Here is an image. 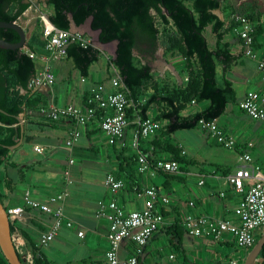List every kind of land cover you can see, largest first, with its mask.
Segmentation results:
<instances>
[{
  "label": "crops",
  "instance_id": "crops-1",
  "mask_svg": "<svg viewBox=\"0 0 264 264\" xmlns=\"http://www.w3.org/2000/svg\"><path fill=\"white\" fill-rule=\"evenodd\" d=\"M25 3H29V6L16 22L26 31L31 32L28 41L40 23V39L44 40L41 15L50 18L53 14V6L48 4L46 0H31L30 2L25 0ZM230 7L234 9V12L230 10ZM214 12L221 21H225L222 42L228 44L229 51L233 55V60L226 71H224L223 64L217 66V79L218 74H221L222 80L226 77L232 83L235 91V98L228 103L224 113L233 120L238 118L240 112L246 114L240 109L238 102L244 98L249 90H264V83L257 61L259 57L264 55V0H226L225 12L221 9ZM235 13L250 15L254 18L251 22L256 34L254 35L252 49L257 57H252L246 53L247 48L244 41L235 31L238 26L233 19ZM70 30L81 32L90 38L92 44L98 47L101 53L104 51L109 55H114L117 45L116 40L106 43L98 41L100 31L92 29L89 22L82 25H76L72 22ZM208 30L211 40L207 36ZM205 34L209 47L215 49L217 38L212 32L211 25L206 28ZM158 50V55L149 57L150 65L156 76L160 75L166 80L167 73L171 72L180 85L185 84L187 74L183 57L176 54H167L165 47L161 44ZM36 51L44 53L43 47L38 45H36ZM112 58H109V63ZM67 60L72 59L64 57L50 62L56 76L54 85L42 86L37 91L30 92L32 97L39 99L40 109H25L21 113V123L24 124L25 129L23 141L17 148L11 150L9 159L0 166L2 167L0 188L5 195V204L10 208L15 206L26 208L24 218L16 221V230L13 233L20 235L25 251L33 253V244L38 243L40 234L46 229V225L51 222L50 216L25 204V193L30 191L34 198L47 200L50 196L68 189L69 194L64 205L67 216L74 221L73 225L71 227L63 225L48 246H36L53 264H107L106 252L110 246L107 239L109 224L103 215L98 216L97 213L99 201H108L113 196L104 185L105 177L109 173L121 176L126 181L125 188L115 197L127 210L142 209L144 207V199L142 196H138L137 192L147 186H155L160 193L170 197L171 204L163 207L169 214L165 215L166 220L162 227L171 224L176 213L180 214L181 220L183 214L186 213L206 216L214 221L234 216L233 209L242 200L244 193L237 191L226 181V177L241 164L239 155H236L233 150L218 149L217 152L226 157L235 155L236 162L234 163L231 160L230 162L215 160L214 162L211 161L208 166H204L197 165L194 159L188 158L186 159L188 164L184 166V170H180L175 176L167 177L159 171L141 173L137 171V160L131 162V158H136L138 151L128 144L135 129L133 128L134 121L130 120L127 127L124 137L126 144L123 145L122 141L111 144L108 141V136L100 127V118L96 116L82 128L80 139L70 151L66 147L65 141L70 131L76 126L74 120L71 118L51 120L42 112V107L51 102L55 105L74 104L85 107L87 105L86 97L91 95L92 89L98 84L104 83L107 89L111 90L112 77L88 81L87 78L90 73L88 77L83 78L74 65L81 77L78 86L73 88L63 87L57 81L59 78L64 80L67 71L72 70L66 62ZM177 62L182 65L183 73L177 70L175 66ZM42 66L43 63L41 62ZM67 66L69 70H67ZM169 82L175 84V80ZM222 116L216 121L225 132L220 124ZM150 117L153 116L150 114ZM252 122L259 124L255 125ZM203 132L205 139L211 138L207 131L203 130ZM225 133L235 136L237 140L235 150L238 151V154L243 150H249L247 152L252 156V163L260 166L264 171V124L262 122L249 117V124H240L237 128L232 127ZM156 135L159 137H156ZM156 135L143 138L140 143L141 150H155L159 153L157 158L169 159L170 154L166 152V148L169 147L167 141L170 136L163 137L159 131ZM205 139H203V143L207 144L208 141H205ZM249 142H253V146L249 147ZM37 147L41 148V151H38ZM180 147L186 151L184 155L187 156L188 150L185 146L180 144ZM71 154L74 156L75 162L69 164L68 160ZM123 168L130 173H134V183H137L134 188H131L130 184L127 183V174L123 172ZM68 170L70 171L69 178L72 180V184L67 182L66 171ZM202 180L204 182L200 184ZM248 187V182H246V190ZM190 202H193V205ZM80 230L85 231L84 237L79 235ZM261 232H263V228ZM159 237H162L167 243V235L162 231L148 240L145 245L146 251L141 256L142 259L149 260L150 264H159L156 256L159 250L152 246V243ZM233 244L236 243L228 234H225L222 240H213L206 236L194 237L188 232H185L183 236L184 250L186 251L188 248L196 250L199 253L198 260H200L203 251H206L205 247L211 253L218 255L222 254V250ZM131 249V243H124L121 254L126 256L131 252ZM246 250H251V248ZM205 255L204 259L207 261L208 256L206 253ZM171 256L176 257L174 253ZM211 259L213 258L210 257L209 261ZM233 259L238 258H231V260ZM210 262H213V260Z\"/></svg>",
  "mask_w": 264,
  "mask_h": 264
},
{
  "label": "trees",
  "instance_id": "trees-1",
  "mask_svg": "<svg viewBox=\"0 0 264 264\" xmlns=\"http://www.w3.org/2000/svg\"><path fill=\"white\" fill-rule=\"evenodd\" d=\"M53 6V14L50 20L58 27L70 30L71 23L84 24L93 16L91 27L100 31L102 42L116 40L117 54L110 60L123 78L128 88V96L134 104L127 109V117L134 121L133 128L137 127L138 118L150 117V107L158 102L159 113L154 116L156 120H167L159 132L161 136H171L178 130L193 129L197 127L200 119H218L227 108L228 103L235 98L232 83L224 77L222 82L217 79V66L223 64L226 71L233 55L228 44L223 43V26L214 12L221 9L225 12L226 0L220 3L218 0H46ZM25 0H0V20L15 22L28 8ZM168 9V13L165 12ZM234 12V9L230 7ZM231 12V14H232ZM72 13V16H70ZM230 14V15H231ZM250 20L253 17L247 15ZM216 35V48L211 49L205 34L208 26ZM41 25L37 26L31 39L27 43L28 50L36 51V45L44 47V40L40 39ZM164 34V37H162ZM256 34L255 28L253 36ZM0 38L10 42L20 40L19 33L13 28H0ZM163 45L167 54H180L183 57L184 68L188 79L180 88L168 90L170 84L158 89V80L152 67L143 63L140 56L134 54L138 49L141 54H153L159 45ZM67 58L72 59L81 76H89L91 65L98 61L101 50L93 44L84 47L79 41H71L67 47ZM37 72L36 60L30 57L25 48L7 49L0 47V166L11 155L10 146L17 144L23 133L24 124L18 120V116L26 110L40 109L38 98L30 94L29 82ZM151 91L150 93L148 92ZM188 95L189 101L196 103L206 100L208 105L196 111L190 117L181 115V107L178 104L179 95ZM89 97L85 101L88 102ZM102 111H98L100 118ZM25 133V132H24ZM156 135V134H155ZM24 136V135H23ZM158 135H156L157 137ZM159 137V136H158ZM169 147L166 152L169 159H175L180 163V170L188 164L179 144H174L169 139ZM141 148V147H140ZM149 154V160L155 161L159 153L155 150H144ZM161 158V157H160ZM136 158H131V162ZM124 170V168H123ZM137 171H139L137 169ZM127 183L131 188L134 183V173L126 170ZM165 176H175V173L160 170ZM122 178L121 176H117ZM123 179V178H122ZM125 180V179H124ZM1 182V181H0ZM126 182V181H125ZM1 184V183H0ZM5 195L1 192L0 200L8 210L10 207L4 202ZM164 215L169 213L162 209ZM12 233L16 230L15 224H11ZM165 232L170 247L180 253H184L183 236L188 232L183 225L180 214L176 213L174 221L161 227L156 235ZM262 233L256 237L251 249L260 239ZM152 236V237H155ZM151 237V238H152ZM150 238V239H151ZM35 264H53V262L33 244ZM138 257V264L142 263V255ZM160 252L156 253V256ZM261 264H264V246L259 254ZM258 256V257H259ZM24 264H28L22 257ZM231 261V259H230ZM0 264H9L0 249ZM108 264V263H107Z\"/></svg>",
  "mask_w": 264,
  "mask_h": 264
},
{
  "label": "built area",
  "instance_id": "built-area-1",
  "mask_svg": "<svg viewBox=\"0 0 264 264\" xmlns=\"http://www.w3.org/2000/svg\"><path fill=\"white\" fill-rule=\"evenodd\" d=\"M43 20L44 53L28 50L27 53L33 59L43 63L34 77L29 82L31 92L37 91L42 86H52L56 81V76L50 62L62 59L67 56V47L71 41H79L81 45L87 47L92 44V40L81 32H72L56 26L49 17L41 15ZM233 19L238 24L236 33L241 37L246 46V53L252 57H257L253 52L254 26L251 20L243 14L235 13ZM258 68L264 83V55L257 59ZM114 66V65H112ZM116 74L111 79L112 88L108 90L104 83L98 84L92 89L87 105L85 107L66 104L55 105L53 102L42 107V112L51 120L71 118L75 122V127L70 131L65 144L71 151L75 143L82 135V128L89 121L97 116L98 111H102L100 117V127L108 136L111 144L121 142L125 145L124 137L130 120L127 117V109L134 102L128 96V88L123 82V78L118 69L113 67ZM188 79V77L186 78ZM240 108L252 119L264 124V90H249L239 102ZM138 124L133 130L132 138L128 144L138 151V170L141 173L163 170L169 173H178L180 163L175 159L159 158L155 161L149 160V154L144 153L140 148L143 138H148L159 131L163 126L160 121L153 117L145 119L138 118ZM199 126L207 131L217 142L227 148H235L236 138L226 134L216 119H200ZM248 146H253L249 142ZM38 151L41 148L37 147ZM185 150L182 151L185 154ZM75 162L72 154L68 163ZM70 171H66L67 182L72 184ZM226 181L237 191L243 192L242 200L234 207V216L211 220L206 216H198L192 213L183 214L182 221L188 233L194 237L206 236L213 240H222L225 234L231 236L232 240L240 248H250L256 241L257 230L264 226V171L260 166L252 163V156L249 152L241 155V164L232 171ZM203 180L200 184H203ZM246 182L248 189L246 190ZM105 187L112 193V198L108 201L100 200L98 204V216L103 215L108 221L107 239L109 249L106 252L108 264H138V257L143 253L148 240L164 225L166 216L163 207L171 204V199L160 193L157 187L147 186L143 190H138L137 195L144 199L142 209L127 210L126 207L115 197L125 188L124 179L117 177L113 173L107 174L104 181ZM69 190L50 196L47 200H39L32 196L30 191L24 195L25 204L32 209L38 210L51 217V222L38 238V247L48 246L56 237L63 225L71 227L74 223L65 212V199ZM193 205V202H190ZM26 208L15 206L8 209V214L12 224L24 218ZM79 235L84 237L85 231L80 230ZM18 253L28 263L35 264L33 253L24 250V245L20 235L13 234ZM21 241V242H20ZM19 243V244H18ZM124 243H131L132 249L129 254L123 256L121 248ZM246 257L233 259L229 264H243Z\"/></svg>",
  "mask_w": 264,
  "mask_h": 264
},
{
  "label": "rangeland",
  "instance_id": "rangeland-1",
  "mask_svg": "<svg viewBox=\"0 0 264 264\" xmlns=\"http://www.w3.org/2000/svg\"><path fill=\"white\" fill-rule=\"evenodd\" d=\"M207 36H208V39L211 40V37H210L211 35H210L209 30L207 31ZM162 37H164V34ZM136 55H139L138 52H136ZM176 55L178 56L180 54H176ZM112 57H113L112 54L109 55V54L105 53L104 51H102L100 58H99V61L94 62L90 67V76L87 78L88 81H96V80H100V79L106 78V77L107 78L113 77V75H115L116 72L113 68L114 66H112V65L110 66V63H109V58H112ZM66 62H68V64L71 66L72 70L67 71V74L65 75L66 78L64 80H61L59 78L57 83H59L63 87L66 86L68 88H73L75 86H78V82L80 81L81 77H80L79 72L74 68V64H73L72 60H67ZM36 63H37V68H41V62L36 60ZM175 66L177 67V70L180 73H183V69L181 68L182 65H180V63L177 62L175 64ZM67 70H69V67ZM166 78L167 79L165 80L160 75L157 77V80L159 83L158 84L159 90H161V88H163V86H165V82H167L168 84L171 85V87L168 88V90H170V91L173 90V88H172L173 86H175V88H177V90H178V88H180V84L177 81V78L174 77V75H172L171 72L167 73ZM170 80H175V84H171L169 82ZM218 80L221 82V80H222L221 74H218ZM148 92L150 93L151 91L148 90ZM187 96L188 95L183 96L180 94L179 95L180 98L178 101V104L181 107V115L184 117L192 116L196 111L204 109L208 104V101H206V100L193 103V102L189 101L188 98H184ZM239 102H238V105H239ZM159 108H160V105L158 104V102L153 103L152 106L150 107V114L153 116V118H154V116H156V114L159 113ZM238 115H239L238 118L237 119L234 118L233 120L228 118V116L226 114H224L220 118V124L224 128L225 132H228V129H231L232 127L237 128L240 124L241 125L249 124V117L246 114H243L242 112H240ZM158 121H160L162 126L166 125V123H167V120H164V119H161ZM217 123H218V121H217ZM252 124L258 125L259 123L252 122ZM157 133H158V131H157ZM169 139L175 145L176 144H179V145L182 144L183 146H185V148L188 150V155L187 156L184 155L185 159H188V158L194 159V161H196L197 165L208 166V164L211 161L214 162L215 160H218L219 162H224V161L230 162V160L232 163L236 162V159L234 157L235 155L226 157L222 153H220V152L218 153L217 152L218 149H224L226 151L233 150V152L236 155H239L240 159H241V155L246 151V150H243L242 152H239V154H238L237 153L238 151L236 152L235 148L230 149V148H227V147L221 145L220 143L217 142L216 138H214L212 136L209 139H205L204 132L199 125L193 129L178 130L174 134H172ZM203 139H205V141L206 140L208 141L207 144L203 143ZM247 151H249V150H247ZM1 171H2V167H0V172ZM176 174L177 173H175V175ZM182 174L184 175V173H182ZM262 228L257 230L258 233H257L256 237L260 233H262L261 232ZM167 243H165V241L163 240L162 237H159V239L155 240L152 243V246L156 247L159 250L157 252H160V255L157 256V262H159V264H168V263L169 264H204V263H206V264H219V263L229 264L231 258H242L241 256L247 257L249 252L252 250V249L246 250L244 248L238 247L237 244H233V245L228 246L224 250H222L221 251L222 254L220 253V254L216 255V254L211 253V251L208 250L207 247H205L206 251H203V254H202L200 260H198L199 259V253H197L196 250H194L192 248H188L185 251V254H181L180 252H178L175 249H173L172 247H170L169 242H168V237H167ZM204 252L208 256L207 261L204 259V257L206 256ZM173 253L176 255V257L171 256V254H173ZM210 257L213 258L210 260V261L213 260V262L209 261ZM241 263H244V260H242ZM141 264H150V263H149V260H146L143 258ZM254 264H261L260 256L256 259Z\"/></svg>",
  "mask_w": 264,
  "mask_h": 264
},
{
  "label": "water",
  "instance_id": "water-1",
  "mask_svg": "<svg viewBox=\"0 0 264 264\" xmlns=\"http://www.w3.org/2000/svg\"><path fill=\"white\" fill-rule=\"evenodd\" d=\"M30 1L31 0H26V2H30ZM218 1L222 3L223 0H218ZM165 12L168 13L167 8H165ZM70 16H72V13H70ZM92 20H93V16L89 17L86 21V22H89L90 27L92 24ZM3 27L15 29L20 35V40L18 42H10L3 38H0V47L7 48V49H18V48L27 47L28 39L31 36V32L29 33L28 31H26L16 21L8 22V21L0 20V28H3ZM98 41L102 42L100 40V37H98ZM102 43H106V42H102ZM116 51H117V45H116V50L113 55L114 58L116 57V54H117ZM18 120L19 121L22 120L21 115L18 116ZM24 132H25V129L23 127L22 128L23 135H24ZM23 135L17 144L10 146L11 150H14L21 144V142L23 141ZM11 224L12 223H11V220L8 214V210L6 209L3 202L0 200V249L2 250L9 264H24L17 250V246H16L13 233L11 230ZM263 246H264V226H263V232H262L260 239L255 244V246L252 248V250L249 252L243 264H254Z\"/></svg>",
  "mask_w": 264,
  "mask_h": 264
},
{
  "label": "flooded vegetation",
  "instance_id": "flooded-vegetation-1",
  "mask_svg": "<svg viewBox=\"0 0 264 264\" xmlns=\"http://www.w3.org/2000/svg\"><path fill=\"white\" fill-rule=\"evenodd\" d=\"M95 30H97V29H95ZM159 46H158V48L156 49V51L153 54H147V53L141 54L138 49H135L134 50V54L136 55V52H138V54H139L138 56H140V58L142 59V62L143 63H148L150 65L149 57L152 56V55H158L159 54L158 53L159 52V50H158L159 49Z\"/></svg>",
  "mask_w": 264,
  "mask_h": 264
}]
</instances>
